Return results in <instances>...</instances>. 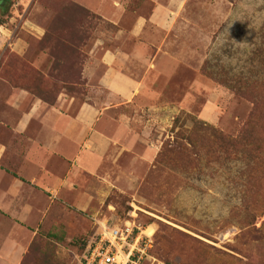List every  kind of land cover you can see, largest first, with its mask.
I'll return each instance as SVG.
<instances>
[{"label":"rangeland","instance_id":"1","mask_svg":"<svg viewBox=\"0 0 264 264\" xmlns=\"http://www.w3.org/2000/svg\"><path fill=\"white\" fill-rule=\"evenodd\" d=\"M132 1L146 14L154 6ZM2 2L0 113L18 90L52 106L64 94L72 112L96 96L110 123L101 129L121 133L99 177L84 172L82 187L61 193L84 208L69 201L30 224L37 232L22 264H79L100 223L140 233L150 245L143 264H264V233L255 231L264 215L247 182L254 160L245 151L215 159L206 137L194 135L195 147L186 138L193 121L173 126L191 114L200 129L237 136L251 119V139L264 142V0H177L172 24L148 25L138 40L76 0ZM108 50L133 53L125 70L146 85L111 107L104 88L90 93Z\"/></svg>","mask_w":264,"mask_h":264},{"label":"crops","instance_id":"2","mask_svg":"<svg viewBox=\"0 0 264 264\" xmlns=\"http://www.w3.org/2000/svg\"><path fill=\"white\" fill-rule=\"evenodd\" d=\"M76 1L110 23L121 25V33L130 27L129 34L135 40L148 25L167 29L177 2L151 0L154 6L146 14L144 6L130 0ZM132 56L110 50L102 55L105 68L98 83L90 85V93L104 88L108 107L130 102L146 86L144 78L125 70V62ZM97 98L90 96L92 103L82 102L72 112L75 100L68 101L64 94L52 106L39 98L29 100L27 91L18 90L9 99V111L0 113V264H22L37 232L30 224L50 217L55 206L76 203L63 199L61 193L82 187L84 172L99 177L104 159L121 133L113 137L106 128L101 129L110 123L107 108ZM36 190L50 196H36ZM37 201L44 208L37 209ZM85 203L76 204L84 208Z\"/></svg>","mask_w":264,"mask_h":264},{"label":"trees","instance_id":"3","mask_svg":"<svg viewBox=\"0 0 264 264\" xmlns=\"http://www.w3.org/2000/svg\"><path fill=\"white\" fill-rule=\"evenodd\" d=\"M2 1L6 0H0V6L3 3ZM187 120L193 121V126L185 135L186 138L195 147L197 146V141L195 140L194 135L206 137L211 144L210 147L213 148H210V150L207 152L215 159H220L222 156L229 158L234 154H240L244 151L250 154L249 156H251L255 163L253 165L254 171H252L250 174H247V182L250 186L253 181L256 182V194L258 199V210L256 217L264 215V142H256L251 139V132L254 131L255 122L251 119H248L237 136L225 135L210 125L200 129V121L191 114H184V116L183 114H179L174 118L173 126L175 128L181 127ZM255 231L257 233H264V221L258 228H255ZM86 244L87 240L84 243V248Z\"/></svg>","mask_w":264,"mask_h":264},{"label":"built area","instance_id":"4","mask_svg":"<svg viewBox=\"0 0 264 264\" xmlns=\"http://www.w3.org/2000/svg\"><path fill=\"white\" fill-rule=\"evenodd\" d=\"M132 232L130 227L121 229L100 223L87 240L79 264H143L147 246L150 245H142L140 233ZM150 240L148 238L147 242Z\"/></svg>","mask_w":264,"mask_h":264}]
</instances>
